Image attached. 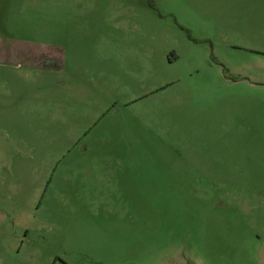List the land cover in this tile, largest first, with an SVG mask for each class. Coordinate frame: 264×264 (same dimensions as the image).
<instances>
[{
	"label": "rangeland",
	"instance_id": "374dc122",
	"mask_svg": "<svg viewBox=\"0 0 264 264\" xmlns=\"http://www.w3.org/2000/svg\"><path fill=\"white\" fill-rule=\"evenodd\" d=\"M0 264H264V0H0Z\"/></svg>",
	"mask_w": 264,
	"mask_h": 264
},
{
	"label": "crops",
	"instance_id": "0c3cea01",
	"mask_svg": "<svg viewBox=\"0 0 264 264\" xmlns=\"http://www.w3.org/2000/svg\"><path fill=\"white\" fill-rule=\"evenodd\" d=\"M37 57H38V56H37ZM52 59H53V55H45V54L43 53V54H40V55H39V57H38V62H39V64H40V63L43 62V60H48V61H50V60H52ZM54 62H55V64H57V63H56V59H55ZM39 64H38V65H39ZM49 67H52V66H49ZM55 67L57 68V66H54V68H55Z\"/></svg>",
	"mask_w": 264,
	"mask_h": 264
}]
</instances>
